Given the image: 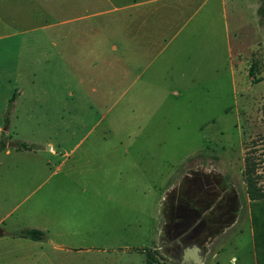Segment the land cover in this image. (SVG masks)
Instances as JSON below:
<instances>
[{
	"label": "rangeland",
	"instance_id": "obj_1",
	"mask_svg": "<svg viewBox=\"0 0 264 264\" xmlns=\"http://www.w3.org/2000/svg\"><path fill=\"white\" fill-rule=\"evenodd\" d=\"M142 1L146 7L185 1L189 9L179 20L186 22L151 61L134 65L124 80L114 65L107 102L94 106L89 101L92 60L65 61L58 131L29 123L17 108L12 124H2L7 128L2 148L11 146L9 155L0 150V264H56L62 255L58 249L41 253L40 243L8 234L36 228L33 223L39 222L47 225L42 231L53 243L80 250L74 256L81 262L90 256L95 264H140L143 255L137 252L143 251L150 261L181 264L182 249L197 245L206 257L215 250L207 264H262L247 218L242 166L247 152L261 157L258 172L264 186V72L258 83L260 77L247 63L237 68L229 59L220 30V0H107L96 4L107 9L105 14L70 25L110 21L114 40L125 8ZM259 14L264 17V10ZM150 83L158 92L140 93ZM57 132L64 141L57 155H46L42 141ZM110 149L128 150V157L117 164L113 154L111 166ZM153 160L159 165L149 172ZM90 197L96 202L89 215L78 214L76 205L80 213L87 211ZM235 210L239 220L232 229L213 243L214 238L206 240V231L222 229Z\"/></svg>",
	"mask_w": 264,
	"mask_h": 264
},
{
	"label": "crops",
	"instance_id": "obj_2",
	"mask_svg": "<svg viewBox=\"0 0 264 264\" xmlns=\"http://www.w3.org/2000/svg\"><path fill=\"white\" fill-rule=\"evenodd\" d=\"M97 2H107V0L84 2L82 0H0V30H7L0 31V142L3 141L5 144L6 138L3 137L2 140L1 136L7 132V128L1 126L4 123L12 124L16 108L20 117L29 123L36 125L41 122L56 127L58 131L65 106V61H75L80 58L92 60L91 64L94 67L89 71L92 83L89 101L94 106L107 102L111 97V90L107 89L114 76V65L119 66V74L124 80L130 75L134 65L137 64L139 67L151 61L153 56L160 52L162 44L182 29L186 21H181L179 18L189 9L185 1L180 4L164 3L147 7L146 2L142 1L131 6L132 10L127 6L125 9H128V12L120 21L119 37L113 40V26L110 21L105 20L80 28H73L70 25L74 21L105 14L107 9L98 8ZM89 4H92V7ZM219 5L220 30L229 59L237 68L247 63V67L252 68L256 76L260 77L258 83H261L264 72V17L260 16L259 12L264 10V5L260 4V0H220ZM116 46L118 51L114 55ZM153 74L154 71L151 75ZM152 84L150 83L145 90L140 89V93L156 94L158 88H154ZM159 103L163 104L160 101ZM164 105L166 107V104ZM58 133L44 137L42 143L46 155H57L59 144L64 141V135ZM9 146L11 145H4L0 150L5 155H9ZM108 153L111 155V166L113 154L116 158L119 157L116 160L117 164L129 154L128 150L119 153L113 149ZM143 153L140 155L155 157L151 152ZM103 159L106 160L107 157L102 158L101 161H104ZM157 162L151 161V168H147V171L150 172L155 168ZM139 166L143 173L146 172L145 165ZM109 185L111 187L109 183L106 187ZM120 193L123 194V181L120 183ZM109 199L112 201L111 197ZM73 201L77 202V200ZM117 201L122 203L123 197L120 196ZM246 201L247 218L251 237L254 239L247 196ZM85 202H88L87 211L80 213L78 204L76 208L79 210L78 214L88 216L91 212V202H96V198L90 197ZM76 218L73 216V220ZM227 218L229 222L222 229L216 232L206 231V240L214 238L213 243L216 241L215 238L224 237L239 220L238 212L235 210ZM33 224L43 231L48 229L44 222ZM57 228V237L63 236L64 232L60 233L61 218H58ZM19 230L8 234L10 237L21 239L23 237L15 235ZM161 232L162 224L158 227L155 236H160ZM75 234L76 232H73V236H68L71 237L70 241H73ZM30 241L40 243L39 249H44L41 253L58 249L62 255L57 256L56 264H95L94 261L91 263L90 256L84 262L77 261L74 255L80 250L66 247L61 243H53L47 234L40 240ZM219 243L216 244V248L219 247ZM214 252L215 250L208 257L207 254H202L200 264H207L210 257L214 256ZM137 253L143 255L140 264H159L148 260L145 252ZM42 255L48 258L45 253ZM108 264H123V262L115 260Z\"/></svg>",
	"mask_w": 264,
	"mask_h": 264
},
{
	"label": "trees",
	"instance_id": "obj_3",
	"mask_svg": "<svg viewBox=\"0 0 264 264\" xmlns=\"http://www.w3.org/2000/svg\"><path fill=\"white\" fill-rule=\"evenodd\" d=\"M262 112L264 114V97ZM2 146L3 143L0 142V149ZM20 146L26 147L23 143ZM261 163V157L256 159L251 152L245 153L243 156L242 176L250 208L254 243L259 247L256 254H259L262 264H264V186L260 184V174L258 172ZM15 235L30 240H40L43 238L44 233L39 228L28 227L20 229Z\"/></svg>",
	"mask_w": 264,
	"mask_h": 264
},
{
	"label": "water",
	"instance_id": "obj_4",
	"mask_svg": "<svg viewBox=\"0 0 264 264\" xmlns=\"http://www.w3.org/2000/svg\"><path fill=\"white\" fill-rule=\"evenodd\" d=\"M201 260L202 255L200 253V248L197 245L187 246L182 249L180 255L181 264H200Z\"/></svg>",
	"mask_w": 264,
	"mask_h": 264
},
{
	"label": "flooded vegetation",
	"instance_id": "obj_5",
	"mask_svg": "<svg viewBox=\"0 0 264 264\" xmlns=\"http://www.w3.org/2000/svg\"><path fill=\"white\" fill-rule=\"evenodd\" d=\"M191 246V245H190ZM185 247H187V246H185Z\"/></svg>",
	"mask_w": 264,
	"mask_h": 264
}]
</instances>
